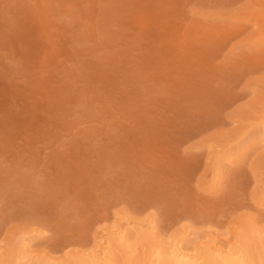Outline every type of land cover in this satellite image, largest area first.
<instances>
[{"label":"rangeland","instance_id":"obj_1","mask_svg":"<svg viewBox=\"0 0 264 264\" xmlns=\"http://www.w3.org/2000/svg\"><path fill=\"white\" fill-rule=\"evenodd\" d=\"M262 140L264 0H0V264L25 237L75 264L122 218L259 250Z\"/></svg>","mask_w":264,"mask_h":264},{"label":"bare ground","instance_id":"obj_2","mask_svg":"<svg viewBox=\"0 0 264 264\" xmlns=\"http://www.w3.org/2000/svg\"><path fill=\"white\" fill-rule=\"evenodd\" d=\"M262 147H264V144H262ZM223 159L226 160L222 157L221 160L217 162L216 169L219 171L223 167ZM150 225V223H137L123 218L116 220L113 222L111 228L101 232L95 241L94 247L88 254H80L76 257L77 259L74 260L75 264H117L116 259L118 257L115 258L117 253L115 249L117 247L125 253L126 264H133V254L136 251V245H144L145 243H149L148 245L150 247L148 255L144 256L148 259L147 264H254L252 252L257 248L255 247L254 250L250 249L247 242L248 239L246 240L244 237L241 238L238 234H236L237 237L234 236L236 240L232 242V238L228 235L229 233L221 235L220 233H212L208 230L197 231L189 227L182 230L180 233L160 238L157 237V235L156 237L152 236ZM25 239H20L22 243L19 248L23 250L21 249L19 253L17 249L19 254H17L15 258L13 257L16 261L13 260L15 263L13 262L12 264H18V262L27 264L31 261L30 257L26 258L29 255L25 253H30V251H28L30 247L28 241L30 239ZM257 247L260 248L255 251H258L257 254L262 251L260 255L262 256L261 258H264V243H262V247L261 242H259V244L257 243ZM257 256H259V254ZM120 259L122 260V258ZM142 260L144 261V259ZM34 262L35 263L31 264L42 263L41 260L40 262ZM44 264L50 263L44 262Z\"/></svg>","mask_w":264,"mask_h":264}]
</instances>
